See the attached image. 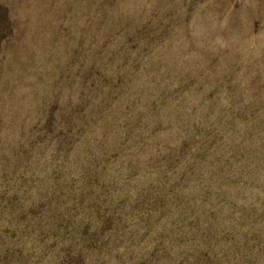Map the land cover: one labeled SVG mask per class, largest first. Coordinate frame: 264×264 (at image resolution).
<instances>
[{"label": "trees", "instance_id": "obj_1", "mask_svg": "<svg viewBox=\"0 0 264 264\" xmlns=\"http://www.w3.org/2000/svg\"><path fill=\"white\" fill-rule=\"evenodd\" d=\"M17 22L14 4L0 0V65ZM141 52L77 56L80 98L47 102L26 152L20 143L13 152L31 173L37 153L51 156L49 197L65 191L74 163L82 195L112 231L111 250L147 258L140 264H264V96H219L218 81L170 69L158 82Z\"/></svg>", "mask_w": 264, "mask_h": 264}, {"label": "rangeland", "instance_id": "obj_2", "mask_svg": "<svg viewBox=\"0 0 264 264\" xmlns=\"http://www.w3.org/2000/svg\"><path fill=\"white\" fill-rule=\"evenodd\" d=\"M10 1L18 39L0 65V148L9 146L0 150V264H140L147 258L111 250L112 231L82 195L74 163L66 161L65 191L52 197L51 156L37 153L28 171L22 144L33 120L47 102L80 98L82 53L107 62L111 51H143L158 82L170 69L218 81L219 96H264V0Z\"/></svg>", "mask_w": 264, "mask_h": 264}]
</instances>
